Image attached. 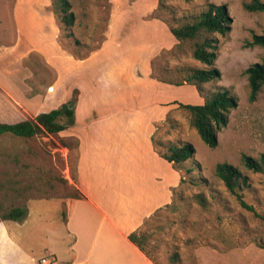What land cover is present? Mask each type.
<instances>
[{
	"label": "rangeland",
	"instance_id": "rangeland-1",
	"mask_svg": "<svg viewBox=\"0 0 264 264\" xmlns=\"http://www.w3.org/2000/svg\"><path fill=\"white\" fill-rule=\"evenodd\" d=\"M26 1L37 8L34 16L45 22V35L12 42L18 32L14 23L10 29L12 24L6 17L11 16L14 0H0V48L14 44L12 52L2 54L0 50V122L35 118L76 100L77 125L32 138L0 136V210H27L35 200L78 197L79 137H85L95 125L100 124V129L106 118L111 127L131 128L137 135L149 131L150 148L160 162H166L162 155L171 145L191 143L195 148L193 157L184 164L168 162V168H161L163 164L159 167L162 170L158 172L164 173L161 179L173 181L172 199L156 209L141 228L150 235L146 249L158 264H170L175 252L180 254L179 264H264V172L249 170L242 160L243 155L260 159L264 154V85L251 102L246 74L250 66L264 61V47L246 46L255 34L264 33V14L244 10L243 4L251 0H69L76 21L66 29L54 13V0ZM137 2H158L154 16L170 27L194 22L209 4L225 5L232 20L230 31L207 35L217 40L213 67L220 70L221 78L198 87L185 81L188 70L210 68L193 58L196 40L183 41L144 66L136 56H130L124 72L116 71L117 81L124 82L121 85L113 83L111 77L115 62L83 73L80 62L82 69L77 70V60L100 50L110 36L113 9ZM105 55L98 54L94 63ZM86 73L90 78L84 77ZM221 89L229 90L237 104L229 111L228 125L218 132L217 147L211 148L182 105L204 104ZM124 97L119 107L118 98ZM220 163L237 167L247 178L238 193L252 209L217 177ZM97 170L92 182L102 186L109 179L102 164ZM167 172H173V177ZM200 193L208 201L206 208L195 199ZM48 214L49 220L52 217L57 222L55 209ZM60 214L64 217V207ZM45 237L40 232L36 243L44 245ZM4 241L0 226L2 257H6ZM24 244L31 246L27 240ZM40 246L38 250L43 252Z\"/></svg>",
	"mask_w": 264,
	"mask_h": 264
},
{
	"label": "crops",
	"instance_id": "crops-1",
	"mask_svg": "<svg viewBox=\"0 0 264 264\" xmlns=\"http://www.w3.org/2000/svg\"><path fill=\"white\" fill-rule=\"evenodd\" d=\"M126 5L120 10L113 9L110 36L100 50L88 58L77 60V70L83 68V73L94 66L105 68L106 62H115L117 66L111 74L114 83L120 80L116 71L121 69L124 72L130 56H136L137 62L144 66L162 52L180 44L169 25L154 16L158 2ZM10 9L11 16L9 13L6 19L12 24L10 29L14 23L18 32L13 34L12 42L15 38L17 43H21L45 35V22L34 16L37 10L34 4L14 0ZM0 50L2 54L12 52L14 44L3 45ZM101 52L106 53V58L94 63ZM80 62L84 64L82 68ZM144 73L148 72L144 69ZM84 77L90 78L89 73ZM117 82L119 85L124 83ZM125 100V97L118 98L119 107ZM99 126L87 130L85 137H79L76 186L83 197L61 201L35 200L28 206L23 223L1 221L5 237L3 256L6 257L0 254V264H40L43 258L51 259L53 264H155L129 240V235L140 230L156 209L170 203L173 181L161 179L164 173L158 172L162 170L159 169L162 164L161 168H168V161L160 162L152 152L149 131L137 135L131 128L111 127V120L106 118L100 129ZM99 164L109 179L102 186L92 182ZM172 173L168 174L173 177ZM63 207L64 217L60 214ZM52 209L59 215L57 222L52 217L48 219V212ZM40 232L46 236L42 246L36 243ZM26 240L31 246L24 244ZM38 246L43 247V252L38 250Z\"/></svg>",
	"mask_w": 264,
	"mask_h": 264
},
{
	"label": "trees",
	"instance_id": "trees-1",
	"mask_svg": "<svg viewBox=\"0 0 264 264\" xmlns=\"http://www.w3.org/2000/svg\"><path fill=\"white\" fill-rule=\"evenodd\" d=\"M53 5L54 13L59 22L66 29L73 27L76 16L72 10L71 2L69 0H54ZM243 8L250 13L261 12L264 14V1L251 0L245 2ZM231 21L225 5L209 4L208 9L194 22L176 27L169 26L171 33L180 43L186 40H196L193 47V58L210 67L188 70L186 82L198 87L201 84L221 78L220 70L213 67L217 58V40L207 35L213 33L226 34L230 31ZM68 36H72V33H69ZM246 46L264 47V33L255 34L253 39L246 43ZM246 74L250 87L249 99L251 102H254L264 85V61L250 66L246 70ZM236 104L237 100L230 94L229 90L221 89L205 99L204 104L182 106L191 113L193 126L201 139L209 147L215 148L218 145V132L228 125L229 111ZM75 123L76 100H71L64 103L61 107L50 112L41 113L35 118L14 122H0V136L14 135L21 138H32L44 134H58L68 130ZM194 154V146L191 143H185L182 146L171 145L162 157L170 163L182 165L190 160ZM242 160L244 166L249 170L256 173L264 172V154L260 159L243 155ZM216 175L230 192L238 196L245 207L251 208L242 201L238 193V189L247 183V178L242 175L237 167L229 163H220L216 166ZM82 197L79 194L77 198ZM195 199L202 207L206 208L208 206V201L204 194L195 195ZM26 215L27 210L22 207H14L6 212L0 210V222L21 221ZM129 240L155 264H158L146 249V245L150 240V235L147 231L142 229L135 231L129 235ZM169 261L170 264H179L181 261L180 254L178 252L173 253Z\"/></svg>",
	"mask_w": 264,
	"mask_h": 264
},
{
	"label": "built area",
	"instance_id": "built-area-1",
	"mask_svg": "<svg viewBox=\"0 0 264 264\" xmlns=\"http://www.w3.org/2000/svg\"><path fill=\"white\" fill-rule=\"evenodd\" d=\"M40 264H53L51 259L43 258L40 260Z\"/></svg>",
	"mask_w": 264,
	"mask_h": 264
}]
</instances>
